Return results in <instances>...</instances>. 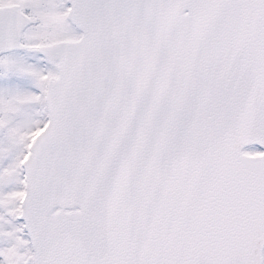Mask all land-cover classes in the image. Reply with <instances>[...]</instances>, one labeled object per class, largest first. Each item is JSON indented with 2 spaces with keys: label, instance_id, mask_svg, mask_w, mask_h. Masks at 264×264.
<instances>
[{
  "label": "snow or ice",
  "instance_id": "obj_1",
  "mask_svg": "<svg viewBox=\"0 0 264 264\" xmlns=\"http://www.w3.org/2000/svg\"><path fill=\"white\" fill-rule=\"evenodd\" d=\"M0 264H264V0H0Z\"/></svg>",
  "mask_w": 264,
  "mask_h": 264
}]
</instances>
